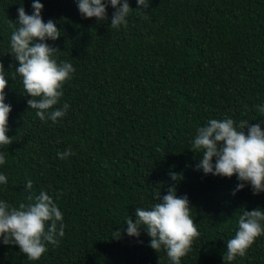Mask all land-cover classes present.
Masks as SVG:
<instances>
[{
  "label": "trees",
  "instance_id": "16d2710c",
  "mask_svg": "<svg viewBox=\"0 0 264 264\" xmlns=\"http://www.w3.org/2000/svg\"><path fill=\"white\" fill-rule=\"evenodd\" d=\"M41 3L43 20L62 33L46 42L60 49L58 62L75 68L55 106L70 107L56 123L29 108L22 78H11L18 62L9 52L17 10L33 14V0H0L13 137L0 148L7 160L0 173L8 177L0 200L18 207L47 190L63 213L65 235L38 261L0 239V264H172L163 247H150L146 228L129 236L126 220L135 221L137 207L151 208L155 193L173 185L188 196L201 233L181 264H264V235L245 257L223 258L239 216L264 211V192L253 194L245 183L233 195L237 176L205 175L196 169L203 154L191 150L209 119L264 121L256 108L264 106V0H151L146 9L129 0L127 27L119 29L109 28L110 4L109 20L101 22L84 18L76 0ZM68 149L74 154L60 159Z\"/></svg>",
  "mask_w": 264,
  "mask_h": 264
},
{
  "label": "clouds",
  "instance_id": "9594fccd",
  "mask_svg": "<svg viewBox=\"0 0 264 264\" xmlns=\"http://www.w3.org/2000/svg\"><path fill=\"white\" fill-rule=\"evenodd\" d=\"M151 0H137L141 7H149ZM78 10L84 18L95 17L107 22L109 4L115 11L111 15L109 28L127 27L132 8L129 0H76ZM33 14L29 15L23 6L18 8V24L10 37V52L18 66L12 73L22 78L24 93L30 96L29 108L35 109L36 116L47 123H56L62 119L70 105L55 108L63 96L64 84L72 78L75 68L70 62L56 58L57 47L50 46L47 40H57L61 30L49 19L43 20L44 4L33 0ZM147 19V17H144ZM6 69L0 61V148L13 143V137L7 135L9 116L12 106L6 103L8 79ZM257 111L264 117V106L256 105ZM54 109V110H53ZM264 123V121H261ZM261 123L251 124L240 121L237 126L233 119H209L205 126L198 127L192 141L196 153H202L197 170L205 175L231 178L233 175L241 183L233 190V195L250 184L253 194L264 192V128ZM160 151V149H157ZM74 153L71 149L59 152L60 159H67ZM215 162H213V158ZM7 163L6 155L0 151V165ZM176 173H170L177 180ZM8 177L0 173V185H7ZM26 188L31 190L33 182L27 180ZM158 201L151 208L137 207L135 221L129 216L126 220L127 234L139 237L141 229L146 228L151 237L150 247L157 252L166 251L172 264H181V259L189 254L193 244L201 236L198 226L191 215V203L187 195L178 196L173 185L167 194L155 193ZM29 203H20L18 207L0 200V239L4 244L18 245L20 252L28 260L38 261L48 251L47 245L58 246L59 238L65 235L64 216L56 200L47 190L36 196H29ZM264 211L260 208L244 211L239 216L238 230L233 238L227 240L224 261L231 262L236 257H245L256 239L264 235ZM119 238L120 235L114 236Z\"/></svg>",
  "mask_w": 264,
  "mask_h": 264
}]
</instances>
